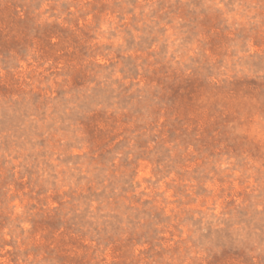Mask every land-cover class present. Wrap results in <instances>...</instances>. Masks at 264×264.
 <instances>
[{
	"label": "rangeland",
	"instance_id": "1",
	"mask_svg": "<svg viewBox=\"0 0 264 264\" xmlns=\"http://www.w3.org/2000/svg\"><path fill=\"white\" fill-rule=\"evenodd\" d=\"M0 264H264V0H0Z\"/></svg>",
	"mask_w": 264,
	"mask_h": 264
}]
</instances>
